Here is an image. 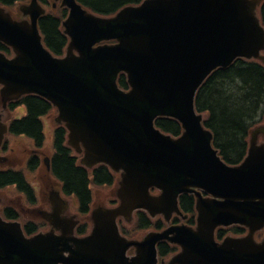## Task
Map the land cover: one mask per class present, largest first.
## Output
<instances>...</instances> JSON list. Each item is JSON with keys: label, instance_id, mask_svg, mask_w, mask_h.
<instances>
[{"label": "water", "instance_id": "1", "mask_svg": "<svg viewBox=\"0 0 264 264\" xmlns=\"http://www.w3.org/2000/svg\"><path fill=\"white\" fill-rule=\"evenodd\" d=\"M260 3L146 0L114 18H100L76 0H63L71 10L64 22L71 38L64 59L42 44L37 20L45 11L37 0L22 7L30 22H16L0 8V38L16 53L13 59L0 53L3 100L27 93L49 99L60 109L57 120L70 130L69 144L80 152L85 147L84 165L103 162L123 171L121 205L95 209V228L87 238H75L73 226L64 225L60 236L51 231L28 239L19 223L0 217V264H154L155 243L164 239L182 247L169 264H264V240L254 238L264 228V127L252 132L244 162L231 167L218 156L195 110L196 93L212 72L237 58L264 62ZM111 40L118 44L95 48ZM122 71L130 92L117 84ZM163 116L182 123V137L156 129L154 121ZM152 188L161 195L152 196ZM182 193L198 198L197 229L172 227L153 237L149 259L127 258L129 245L118 234L116 217L144 209L169 221L180 213ZM233 224L250 233L217 243L215 229Z\"/></svg>", "mask_w": 264, "mask_h": 264}, {"label": "trees", "instance_id": "2", "mask_svg": "<svg viewBox=\"0 0 264 264\" xmlns=\"http://www.w3.org/2000/svg\"><path fill=\"white\" fill-rule=\"evenodd\" d=\"M20 0H0L2 5H13ZM48 4V0H41ZM143 0H79L91 11L102 15H113L121 7L128 4H139ZM67 11L58 14L50 12L40 20V28L45 36L46 45L55 55H62L67 44V38L61 31V20ZM264 21V5L261 10ZM0 50L10 52L9 48L0 43ZM121 87L127 89L125 75L119 79ZM30 115L28 118L15 123L14 131L27 133L39 141L43 139L39 115L47 113L49 105L36 99H29ZM196 107L206 116L205 125L214 133V144L220 150L224 160L232 165L240 163L247 152L248 137L251 128L257 124V118L264 107V64L258 61L238 60L226 70L214 72L200 88L196 97ZM158 125L166 132L175 136L181 134L180 124L171 119L158 120ZM62 133V132H61ZM62 134L59 135L58 147L61 149L54 160L55 173L65 182V190L77 194L85 210L90 202L87 171L82 167H75V158L70 157V149L62 147ZM101 177V179L98 177ZM2 183H19L24 189L25 183L20 175L4 173L0 175ZM97 182L102 184L112 180L103 175L100 170ZM182 206L194 214V198L182 197ZM161 227V223L159 224ZM32 232L31 227H27ZM243 233V228H237ZM223 231L219 235L222 236ZM161 251L166 254L168 247L162 245Z\"/></svg>", "mask_w": 264, "mask_h": 264}, {"label": "rangeland", "instance_id": "3", "mask_svg": "<svg viewBox=\"0 0 264 264\" xmlns=\"http://www.w3.org/2000/svg\"><path fill=\"white\" fill-rule=\"evenodd\" d=\"M13 11L16 12V8L15 7H14ZM15 14L17 15V13H15ZM25 113H26L25 108L24 107H20V108H18L15 111L14 117L16 119L22 118L25 115ZM51 114H52L51 116H49V117H47L45 119L46 132H47V136H46L45 143H51V141H52V138L49 139V137H51V133H52V130H53V127H54L52 120H53V117H55L56 114H53V113H51ZM263 114H264V112L262 113V115ZM263 125H264V122H263ZM47 137H48V141H47ZM261 140H263V138H261ZM20 144H22V147H24V145H25L24 138H20L19 141H15V143L12 141V145L11 146H14L15 147V151L14 150L12 151L13 157L19 158V157H23L24 156L25 150L23 152H20V149H19ZM27 158H28V153L25 154L24 161H26ZM24 161H20V162H24ZM45 178H46V173L41 171L38 174L37 177L35 176V177H33V179H31V184H32V186L36 190V196L38 198V205L42 204L43 207H45V205L42 202V199H41L42 198V195L40 194V191H41V188H42L41 183L44 182ZM91 186H92V191H93V198H94L95 202H97V204L108 202V200L106 198H108V197L111 196L110 195L111 194V188L96 187L94 185H91ZM6 195H7V197L9 199H13V200L20 197V195L18 193H16L15 191H6ZM26 204L28 205V203H25V205ZM75 210H76V208H73V211H75Z\"/></svg>", "mask_w": 264, "mask_h": 264}]
</instances>
